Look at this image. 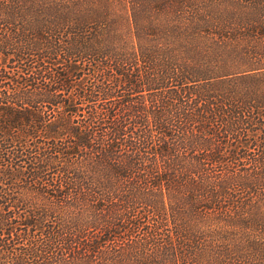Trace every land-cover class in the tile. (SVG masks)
<instances>
[{
  "label": "trees",
  "instance_id": "1",
  "mask_svg": "<svg viewBox=\"0 0 264 264\" xmlns=\"http://www.w3.org/2000/svg\"><path fill=\"white\" fill-rule=\"evenodd\" d=\"M0 264H264V0H0Z\"/></svg>",
  "mask_w": 264,
  "mask_h": 264
}]
</instances>
